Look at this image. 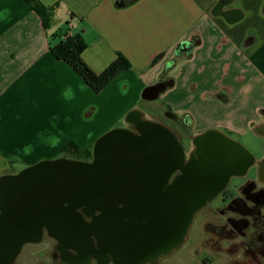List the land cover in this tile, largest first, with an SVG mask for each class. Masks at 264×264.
Instances as JSON below:
<instances>
[{
  "label": "crops",
  "instance_id": "1",
  "mask_svg": "<svg viewBox=\"0 0 264 264\" xmlns=\"http://www.w3.org/2000/svg\"><path fill=\"white\" fill-rule=\"evenodd\" d=\"M38 1L54 7L48 29L23 0H0V177L54 159L71 143L88 151L124 119L144 121L147 102L165 118H188L198 135L249 136L242 144L262 153L255 159L245 149L255 177L264 161V0ZM66 24L81 36V59L94 73L117 54L130 69L94 93L50 53ZM192 39L199 42L190 54L176 55ZM158 83L165 86L156 97L143 95ZM165 257L160 264H172Z\"/></svg>",
  "mask_w": 264,
  "mask_h": 264
},
{
  "label": "water",
  "instance_id": "2",
  "mask_svg": "<svg viewBox=\"0 0 264 264\" xmlns=\"http://www.w3.org/2000/svg\"><path fill=\"white\" fill-rule=\"evenodd\" d=\"M137 126L139 134L115 129L103 135L90 163L42 161L0 177V255L12 250L11 263L22 244L40 240L46 230L60 246L85 247L89 257L96 243L140 260L130 264H146L147 256L157 259L177 248L194 214L226 179L253 163L239 144L206 132L195 143L200 160L185 165L168 129L142 120ZM226 146L240 154L239 161L219 151Z\"/></svg>",
  "mask_w": 264,
  "mask_h": 264
},
{
  "label": "rangeland",
  "instance_id": "3",
  "mask_svg": "<svg viewBox=\"0 0 264 264\" xmlns=\"http://www.w3.org/2000/svg\"><path fill=\"white\" fill-rule=\"evenodd\" d=\"M148 104L151 105L152 103H143V108H141L142 112L145 111V114L143 115L144 121H158L160 122V125L167 127L179 141V144L184 153V159L186 161L189 160L192 152H194L195 150L193 140L196 137L195 135L197 133L193 129L191 130V128L189 129L185 127L180 122H174V120L163 117V115L160 114L163 108H160L159 106L154 107L151 111L146 110L145 106H147ZM147 113H150V115L153 114L154 119L150 120V115ZM119 128L129 129L130 131H133L132 126L128 125L124 119L123 122L121 121L118 125H115L113 128L106 130L98 138H96L88 151H90L93 155V148L95 143L106 133ZM248 137L249 136H233L232 138H227L242 146L244 149L250 152L255 159H260L259 157L262 153L251 152L242 144L243 142L248 141ZM58 159L90 163L93 158H91L90 155L89 159L86 160L80 152L79 154L72 152L63 153L59 156H56V158L54 159L42 161H54ZM215 159V163L220 160L217 154L215 156ZM39 162L28 166H13V171H15V175H17L23 170L34 166ZM253 170L255 171V168ZM247 180L248 175L231 178L228 182L227 192L233 195L236 194L238 187L244 184ZM222 204L223 203L219 198H213L205 206L200 208L194 214L192 222L182 244L175 248L170 253V255H164L156 264H160L163 259L166 258L165 256H169L167 262H171L172 264H198L199 260L201 259L206 264H264V260L260 258L246 259L244 257L246 237L239 238L235 236V238L233 239H224L219 238L213 234L216 228H219L218 230L221 235H223L225 232H232L231 229H229L228 231V229L224 228L225 216L217 213L216 209L221 207ZM118 248L119 251L123 249L120 245L118 246ZM60 257V245L48 235L46 230H44L41 241L39 243H27L21 246L19 254L14 259V264H53L54 260L56 259L57 261H59ZM179 260L181 261V263ZM91 263L95 264V260L92 259Z\"/></svg>",
  "mask_w": 264,
  "mask_h": 264
},
{
  "label": "flooded vegetation",
  "instance_id": "4",
  "mask_svg": "<svg viewBox=\"0 0 264 264\" xmlns=\"http://www.w3.org/2000/svg\"><path fill=\"white\" fill-rule=\"evenodd\" d=\"M159 89L160 86L151 89L150 91L156 92ZM174 122H180L189 129L191 127L190 120L188 118H184L181 120L175 118ZM137 123L138 120L136 116L132 115L129 117L127 124L132 126L133 131H130L129 129H123V130L131 132L133 134H139ZM165 128L168 129L167 127ZM207 132H215V131H207ZM202 134L196 135V137L194 138L193 143L195 146V150L194 152H192L189 160L186 161L184 159L185 165H189L192 162H197L200 160L199 150L195 145V143H196V139ZM220 135L225 140L230 141V139H228L224 134H220ZM219 151L226 153L229 159H234L237 161H239L240 159V154L232 147L226 146L224 148H221ZM247 172L248 169L244 174L231 175L228 179H226L225 183L215 193L212 194L210 200L213 198H219L221 200L223 204L221 207L216 209L217 213L227 217L230 226L233 228V230L236 233L235 236L239 238L246 237V242L244 246V254H245L244 257L246 259L260 258L264 260V194L261 193L262 191H264V183L261 182L262 180L264 181V161L259 164V168L257 169V173L255 177L253 179L248 177V180L244 184L238 187L236 194L233 195L227 192V186L230 179L233 177H241L244 175L247 176L248 175ZM216 186L217 185L215 186L213 185V188H215ZM206 192L207 191H204L202 194H205ZM235 236L233 238H235ZM40 241L41 239L35 242H26L24 244L27 243L36 244L39 243ZM94 246H95L94 252L96 254H94L95 256H90V257L87 256L85 247L79 249V248L60 246V253H61L60 260L57 261L55 259L53 264H92L91 263L92 259L95 260V264H130L131 262H136L135 260L137 258L131 261L130 257H127L125 255L124 256L118 255L117 247L111 249H106L104 247L98 248L96 246V243ZM11 251L12 250H9L8 248L6 252L0 255V264H14L15 257L13 258L11 263H8L9 256L12 253ZM19 251L20 249L18 250V252ZM162 257L163 256L154 259L152 256H147L145 260H147L148 262H146V264H156Z\"/></svg>",
  "mask_w": 264,
  "mask_h": 264
},
{
  "label": "trees",
  "instance_id": "5",
  "mask_svg": "<svg viewBox=\"0 0 264 264\" xmlns=\"http://www.w3.org/2000/svg\"><path fill=\"white\" fill-rule=\"evenodd\" d=\"M31 9L34 11L40 18L44 29H48L51 25L54 13V7L47 8L43 6L38 0H23ZM67 25L60 31L55 34V38L58 39V42L50 46V53L58 60H61L68 64L73 71L84 81V83L90 87L94 93H99L104 89L118 74L121 72L127 71L130 69L129 61L121 54H117L116 58L99 74L94 73L86 63L81 59V53L85 48V44L79 34H69L67 33ZM197 39H192L188 42L179 43L175 48L176 55H189L193 47L198 44ZM157 58L154 60L156 62ZM160 86V90L164 89V84L158 83L151 88L144 90L143 95H147V92L151 89ZM156 91V92H158ZM115 130V129H114ZM76 153L79 154V150L71 143L68 144L64 149L63 153ZM86 160L89 159L90 155L93 158L90 151L80 152ZM92 161V160H91ZM90 161V162H91ZM180 172L176 171L173 175H179ZM4 177V176H2ZM261 193L264 194V191ZM123 205H119L121 209ZM95 215H100V212H95ZM86 221H90L89 217L84 216ZM225 229H231L232 232H225L223 235L219 233V228L214 230L213 234L219 238L229 239L233 238L236 233L233 228L230 226L227 217H225Z\"/></svg>",
  "mask_w": 264,
  "mask_h": 264
}]
</instances>
